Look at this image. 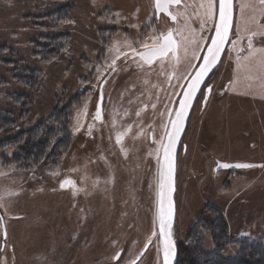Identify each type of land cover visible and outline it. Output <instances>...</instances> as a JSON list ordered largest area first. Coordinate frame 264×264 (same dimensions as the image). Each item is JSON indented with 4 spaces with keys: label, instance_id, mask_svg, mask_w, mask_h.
Masks as SVG:
<instances>
[{
    "label": "rangeland",
    "instance_id": "obj_1",
    "mask_svg": "<svg viewBox=\"0 0 264 264\" xmlns=\"http://www.w3.org/2000/svg\"><path fill=\"white\" fill-rule=\"evenodd\" d=\"M32 1L0 3L1 45L20 53L11 58L6 51L1 57L16 60L18 66L40 58L42 45L56 48L46 35L54 29L46 23L59 25L58 19L34 17ZM48 1L65 5L69 18L58 29L63 31L64 50L72 54L63 60L37 62L46 73L40 82L42 89L40 83L31 90L16 80L5 82L8 87H26L31 99L32 93L37 94L33 101L26 98L25 102L21 94L11 101L0 100L1 105L25 110L20 117L15 115L16 122L0 123V209L7 220L8 243L16 246V253L7 258L16 264H132L151 237L147 254L137 264H162L157 228L158 144L153 136L159 139L163 134L167 116L161 113L176 108L191 77L188 74L196 69L189 61L198 66L201 59H191L195 46L190 45L188 58L175 68L172 60H166L163 67L156 63L151 69L140 68L138 57L123 56L113 66L117 47L129 51L131 44L141 50L142 42H151L150 37L168 29L167 20L156 26L151 0ZM246 2L236 0L234 30L221 65L209 79L211 93L206 102L204 92L196 101L178 152L174 235L177 246L182 243L189 251L184 264H192L189 258H195L189 249L196 237H200L202 250H213L211 226L219 216L242 237L264 234V167L215 169L219 161L264 165V72L238 66L232 46L237 25L243 26L240 6ZM251 2L256 6L255 0ZM192 8L190 15L184 9L176 10L183 13L178 28L187 22L197 38L210 37L214 23L201 30L197 9ZM251 14V8L245 9L244 18ZM260 22L264 24V18ZM250 27L261 31L255 24ZM184 35L190 37L187 30ZM253 43L264 47V35L254 37ZM245 44L246 40L237 48ZM206 46L202 45L204 51ZM204 51L198 55L202 57ZM6 64L0 63V73L13 67V63ZM173 72L181 78L169 81ZM102 81L106 82L103 115L95 120ZM74 97L66 132L56 138L51 133L52 149L64 145L56 163L37 166L36 160L45 153L37 146L30 156L33 166H22L25 133L11 127L63 110ZM129 125L131 132L117 144L116 134ZM45 130L41 122L32 137L45 142ZM59 136L62 139L56 145ZM63 176L79 179V195L60 189ZM153 231L157 236L151 235ZM243 242L232 240L223 255L237 256Z\"/></svg>",
    "mask_w": 264,
    "mask_h": 264
},
{
    "label": "snow or ice",
    "instance_id": "obj_2",
    "mask_svg": "<svg viewBox=\"0 0 264 264\" xmlns=\"http://www.w3.org/2000/svg\"><path fill=\"white\" fill-rule=\"evenodd\" d=\"M154 9L157 14L163 13L170 18L174 23L179 22V17L183 15L180 11L173 12V7L179 8L183 0H153ZM253 6L251 0L241 4L240 13L242 18V25H237L236 40L232 41L233 49L237 51V65L243 66L249 70L255 67L256 70L264 72V47L257 48L254 46L253 39L257 35H264V24H261V18H264V0H255ZM184 8L189 7L186 3H183ZM197 9L196 15L200 17L201 30L209 22L214 23V35L211 37H204L203 35L197 38L196 30L188 27L187 22L183 28H169L166 32H162L154 37H150V41L142 42V49L138 50L133 48L131 44L127 45L129 51H121L119 47L115 49L116 55L112 60V65L116 64V60L121 56L132 58L137 61L138 67L144 68L147 66L149 69L156 63H160L161 67L166 60L174 61L173 67L178 66L184 59L188 58L189 46L194 45L192 48V60L202 59V63L198 65V70L195 75L189 73L191 76L190 82L187 84L186 91H183L182 96L177 101L178 107L174 110L169 109L167 113H161V116H167V123L163 125V134L156 139L153 136V142L158 144L156 149V158L159 165L158 168V181H157V202H158V226H159V238L162 243L163 251V264H170L172 257L174 256L175 248L172 238V226L174 219V205L171 199V193L173 191V173H174V150L179 136L182 132L184 121L186 119L189 108L192 101L196 96L200 85L203 83L207 74L218 63L220 55L223 51L224 44L228 41L229 33L233 27V0H199V3L194 5ZM251 8L252 14L244 18L245 9ZM257 13L259 15H257ZM218 18V19H217ZM255 24L256 29L253 30L250 25ZM188 31L189 36H185L184 32ZM246 40L244 47L237 48L239 44ZM207 45L206 54L203 57L198 55L199 52L204 51L202 45ZM240 52H246L244 56H240ZM183 53V55H181ZM190 67H197L192 65L189 61ZM113 71L115 68L113 67ZM176 77L173 72L168 76L169 81ZM187 79V77H183ZM210 92L211 89L209 88ZM173 95H176L174 92ZM102 100V96H101ZM147 106H145L146 108ZM153 108L156 106L153 104ZM84 113H82V116ZM136 115L139 117L140 112ZM95 120L102 119L101 108L98 105L97 111L94 116ZM91 126H89V129ZM131 132V125L127 126L124 132H118L116 134V143L121 144L123 138ZM143 134V130H141ZM121 151H124L122 148ZM162 153V156H161ZM221 168L236 167V168H252V167H264V165H253L247 163H238L235 165L219 164ZM70 180H65L61 183L63 188L66 184H73ZM6 235V233H5ZM152 236H157V232L153 231ZM151 237L144 246V250H147L149 244H151ZM143 255V251L136 257L137 260ZM119 254L117 255V258ZM132 264H136L132 261Z\"/></svg>",
    "mask_w": 264,
    "mask_h": 264
},
{
    "label": "trees",
    "instance_id": "obj_3",
    "mask_svg": "<svg viewBox=\"0 0 264 264\" xmlns=\"http://www.w3.org/2000/svg\"><path fill=\"white\" fill-rule=\"evenodd\" d=\"M24 2L28 0H22ZM40 0H34L33 2V7L36 9L35 12H33V16L37 18H50L52 19L56 18L58 19L57 23L59 25L54 24L51 21L50 23H46V25H50L54 30H51L49 33L46 35L48 38L53 40V44L55 45L56 48L53 50H49L47 48L48 45H42V53L40 58L36 57V60H32V63L30 64H25L20 66L17 65L16 60H6L3 57H1V53H6V51H10V57L17 58L19 57L20 53L18 52L17 49L9 48L5 49L3 45H1L0 40V63L6 64V63H13V67L10 66L9 68L6 67L4 70L6 73H0V86H4L5 89L0 90V100L3 99V102L5 101H11V99H17L19 97V94L23 97V100L26 102L31 99V95L28 93V90L26 87H28L31 90H34L37 88V84L41 82V80H45L46 73L44 72V69L41 65L37 64V62H40L42 60H50L52 58H56L57 60H63L64 57H69L72 53L71 50L65 49L64 50V45H63V31H60L58 28L60 27V22L68 19L69 15H66L64 12L65 10L63 9L65 5L60 3H56L55 1H48V0H42L41 3L39 2ZM71 1V0H69ZM55 2V3H54ZM0 3H9L12 5H15L16 0H0ZM54 17V18H53ZM53 23V24H52ZM64 50V51H63ZM15 53V55H14ZM66 55V56H65ZM64 56V57H63ZM11 57V58H12ZM27 60V58H24ZM21 60V59H20ZM19 64V63H18ZM7 65V64H6ZM11 77V78H10ZM11 80H16L19 82H22L26 85V87H11L5 85L6 83H9ZM10 85V84H9ZM42 84L40 83V87L42 89ZM1 89V88H0ZM40 89V88H39ZM23 94H22V93ZM34 97L31 99L32 101L35 100V97L37 94L32 93ZM76 97L72 98V100L69 102L66 108L63 110L58 109L57 112H51L49 115H44L39 118L33 119V120H27L25 123H17L16 126L11 127L14 132H19L21 134L25 133V144L26 146H23L22 149L23 151L25 150L24 157L20 158V164L24 166L25 168L32 167L33 164L30 160V156L32 152V149L35 150V147L40 148V153L45 150V153L42 158H36L37 166L39 167H45L47 164H55L57 159L60 157V154L62 152V149L64 145L62 146H56L55 148L52 149V145H49L51 141V133H54V136L58 134H63L66 132L69 120L71 117V109H72V104L74 103V100ZM25 110L23 108H16L12 105L9 106H4L1 105L0 103V123L3 125H6V123H14L16 122L17 116L20 117ZM15 115H17L15 117ZM23 122V121H22ZM44 126L45 130V137L47 140L45 142H41L40 140L34 139L32 136H34V131L35 127L41 124ZM55 122V123H53ZM16 134V133H15ZM69 135V134H67ZM28 137V138H27ZM68 137V136H67ZM66 137V138H67ZM58 143L61 141L60 136L58 137ZM41 142V143H39ZM61 145V144H60ZM22 155V154H21ZM20 155V156H21ZM19 156V157H20ZM30 162V163H29ZM219 221L215 220V223L213 224L217 225L219 229L215 225H212L211 231H212V236H213V245L214 248L211 251H206L202 250L199 242H200V237H196L195 240H193L192 248L189 249L190 252L193 251V254L195 258H189V261L192 264H202L203 262L205 264H256L255 261H259L258 264H264V234L259 235L256 238L249 237V242L246 243L244 239L247 240V237H242L234 231L233 227L231 226L230 222L228 223L227 221L225 222L222 219V216L218 217ZM232 240H239V241H244L243 243L240 244V246L243 248L239 251L238 255L235 257H226L223 255V250L232 242ZM247 244L245 247L243 245ZM178 263L177 264H184L185 261L187 260V254L189 253L188 249L183 246L182 243H178ZM246 249V250H245ZM197 253H199L201 257L197 256Z\"/></svg>",
    "mask_w": 264,
    "mask_h": 264
},
{
    "label": "flooded vegetation",
    "instance_id": "obj_4",
    "mask_svg": "<svg viewBox=\"0 0 264 264\" xmlns=\"http://www.w3.org/2000/svg\"><path fill=\"white\" fill-rule=\"evenodd\" d=\"M151 3H152V7H153V17H154L153 19L156 20V23H157L156 26L159 25L161 21L167 20L168 25H169L168 29L169 28H178V23L172 22L168 16H166L163 13L157 14L155 9H154L153 0H151ZM183 3H186L187 5H189V7H187L185 9L184 6H183ZM183 3H182V5L179 8L184 9L190 15L192 13V10H193L192 7L194 6V1L193 0H183ZM236 6L237 5H236V0H235V13H236ZM179 8L173 7L171 10L173 12H176V10L179 9ZM168 29H166V31ZM141 50H143V49H141ZM210 77H209V79H210ZM209 79L206 81L205 85L203 86V88L201 89V91H200V93L198 95V98H199L201 93L204 92V95H205L204 102H206V99L209 97V96H206L207 87L211 86V90H212V85L209 83ZM102 83H103V81L101 82V84ZM198 98H197V100H198ZM188 125H189V121H188ZM181 144H182V142H181ZM219 162H221V161H219ZM215 169H216V166H215ZM65 180H70V181H72L74 183L73 184H66L62 188L61 187V183L63 181H65ZM59 187L63 191H70L72 193H75V195H79L80 194L79 191H80V188H81V184H80L79 179L77 177L63 176V177L60 178ZM5 233H6V235H5ZM9 236L10 235H9V231H8L7 220H6V217L3 215V213L1 212V209H0V264H16V262L14 260H10L9 258H7L8 254H15L16 253V246L13 243H8ZM149 246H148L146 251L143 250V255L140 256V259L139 260H137V259L135 260L136 264L138 262H140L143 259V257L147 254ZM120 255H121V252H119V257H120Z\"/></svg>",
    "mask_w": 264,
    "mask_h": 264
},
{
    "label": "water",
    "instance_id": "obj_5",
    "mask_svg": "<svg viewBox=\"0 0 264 264\" xmlns=\"http://www.w3.org/2000/svg\"><path fill=\"white\" fill-rule=\"evenodd\" d=\"M218 19V18H217ZM234 20H235V0H233V25H234ZM232 30H233V27L229 33V38H228V41L224 44L223 46V51L220 55V58H219V61L218 63L212 68V70L207 74V76L205 77L203 83L200 85V88L199 90L197 91L196 93V96L194 97L193 101H192V104H191V107L189 108L188 110V113H187V116H186V119L184 121V125H183V129H182V132L179 136V139L176 143V146H175V150H174V173H173V191L171 193V199L173 201V205H174V219H173V226H172V238H173V241H174V248H175V252H174V256L172 257L171 259V262L170 264H177L178 263V254H179V251H178V246H177V241H176V238H175V235H174V227H175V224H176V208H177V204H176V192H177V159H178V152H179V149H180V145H181V142L183 140V137L185 135V132H186V129H187V125H188V121H189V118L191 116V113H192V110L194 108V105L196 103V100L198 98V95L201 91V89L203 88V86L205 85L206 81L209 79V77L212 75V73L214 72V70L220 65L221 63V60L223 58V55L228 47V44L230 42V38H231V35H232ZM214 35V30H213V33H212V36ZM206 51H207V47L205 48V51H204V54H206ZM203 57V56H202ZM200 63H202V59L200 61ZM199 63V64H200ZM198 64V65H199ZM198 70V66L196 67V69L194 70V72L192 73V75H195V72ZM191 80V77L188 79L183 91H186L187 89V84L190 82ZM106 82L103 81L101 87H100V93H99V98H98V101H97V107L98 105L100 106L101 108V112H102V115H103V102H104V94H103V87H104V84ZM211 89V86H208L207 87V93H206V96H209L210 95V92L208 91V89ZM182 91V92H183ZM101 96H102V100H101ZM182 96H180L179 99H181ZM179 101V100H178ZM178 107V104L177 106ZM97 111V109H96ZM161 156H162V153H161ZM238 163H247V162H231V163H227V162H219L216 166V169L219 170V169H239V168H236V167H228V168H221L219 167L218 165L219 164H229V165H235V164H238ZM247 164H250V163H247ZM157 211H158V202H157ZM157 228H158V232H159V226H158V218H157ZM146 251V250H144ZM161 257H162V264H163V251H162V243H161Z\"/></svg>",
    "mask_w": 264,
    "mask_h": 264
},
{
    "label": "bare ground",
    "instance_id": "obj_6",
    "mask_svg": "<svg viewBox=\"0 0 264 264\" xmlns=\"http://www.w3.org/2000/svg\"><path fill=\"white\" fill-rule=\"evenodd\" d=\"M244 2H246V0H244ZM235 21H236V13H235V20H234V25H233V30H234V26H235ZM213 30H214V28H213ZM213 30H212V32H211V34H210V37L212 36V33H213ZM233 30H232V32H233ZM207 47V46H206ZM228 48V47H227ZM225 54V53H224ZM223 57H224V55H223ZM222 60H223V58H222ZM222 60H221V63H222ZM201 61V60H200ZM200 63V62H199ZM221 63H220V65H221ZM181 96V95H180ZM180 96H179V98H180ZM192 114V113H191ZM188 127V126H187ZM178 170H179V159H177V172H178ZM177 193H178V190H177ZM176 197H177V194H176ZM177 205H178V202H177ZM255 263L256 264H258L259 263V261H255Z\"/></svg>",
    "mask_w": 264,
    "mask_h": 264
}]
</instances>
